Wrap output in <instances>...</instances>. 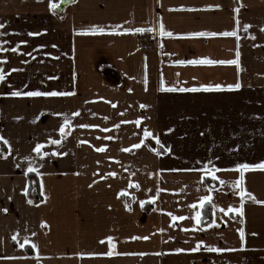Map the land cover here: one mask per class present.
<instances>
[{"label":"crops","instance_id":"obj_1","mask_svg":"<svg viewBox=\"0 0 264 264\" xmlns=\"http://www.w3.org/2000/svg\"><path fill=\"white\" fill-rule=\"evenodd\" d=\"M51 2L57 7L50 10L49 0H0L3 47L27 41L17 53L0 52V58L7 57L0 63L6 74L0 81V136L11 146L9 153L0 142L7 149V158H0V264H264V204L245 198L242 218L219 211L240 206L230 184L239 172L223 169L264 162V0ZM161 24L173 35H160ZM93 26L105 31L93 34ZM125 28L152 29L155 50L144 51V32ZM233 30L237 36L187 35ZM237 51L238 67L176 63L231 60ZM162 81L174 89L225 87L167 91L161 90ZM237 82L239 89L226 87ZM12 91L73 94L14 97ZM65 115L72 127L62 139L58 129ZM145 128L160 144L143 136ZM49 138L62 143L47 144ZM141 139L144 144L133 148ZM36 143H45L43 151L49 152L43 160L31 151ZM102 146L104 151H96ZM53 150L66 155L53 156ZM29 155L43 173L38 204L27 203L32 172L23 157ZM205 164L222 169L215 173L219 179L201 180ZM130 180L140 188L129 187ZM243 186L264 201V170H246ZM157 188L162 189L158 198L147 202ZM209 188L218 206L211 220L218 226L202 223L192 230L195 213L189 205L198 204ZM197 210L202 211L199 205ZM167 213L187 218L172 221ZM108 236L112 256L104 255ZM25 237L37 247L21 248ZM198 241L204 244L188 251Z\"/></svg>","mask_w":264,"mask_h":264},{"label":"snow or ice","instance_id":"obj_2","mask_svg":"<svg viewBox=\"0 0 264 264\" xmlns=\"http://www.w3.org/2000/svg\"><path fill=\"white\" fill-rule=\"evenodd\" d=\"M62 2V0H61ZM57 5L56 4H53L51 2V0H49V9H54L56 8ZM216 7H219V5H216ZM234 11H239V8L235 9ZM239 23V21H237V24ZM5 27V25L3 23H0V29H3ZM250 25H244V28L247 29L249 28ZM90 31L95 34L97 32L99 33H103L105 31V29L103 28H96L95 26L92 27V29H90ZM125 32H145V31H152V29H145V28H135V29H132V28H125L124 29ZM160 35H167V36H172L173 33L171 32H165L164 30V27H163V24L160 25ZM261 31H264V28H261ZM4 33H0V35H3ZM28 35L32 36V35H39V33H28ZM187 35L189 36H216V35H222V36H237V32L235 30L231 31V32H222V33H214V32H193V33H188ZM7 43V41H0V52H7V51H11L13 53H17L19 52V45L20 44H26L27 41H20L15 47H12L10 49L8 48H5L3 47V44ZM38 47H42V46H38ZM55 47V46H53ZM28 55H31V53H28ZM237 58L236 59H231V60H212V59H209V58H198V59H193V60H177L176 63L177 64H193V65H213V64H229V65H237V67L239 66V52L237 51ZM7 60V57H3V58H0V63H3V62H6ZM12 71H16V69H12ZM5 72L0 69V81H3L5 79ZM240 83L237 82L235 84H230V85H227L226 87L229 89V90H232V89H239L240 88ZM223 87L225 86H222V85H219V84H216V85H201L200 86V89H197L195 87L191 88V89H185V88H179V89H174V88H164L163 86V81H162V88L161 90H167V91H174V90H179V91H198V90H204V91H210V90H220L222 89ZM73 93H69V92H57V91H50V92H40V91H26V92H20V91H12L10 93V95L12 96H27V97H38V96H66V95H72ZM113 107H115V105H112ZM140 107H146V105H140ZM78 115V113H72L71 116H76ZM19 119V117L17 118ZM105 119H107V117H105ZM122 123H127V121H124ZM136 125H140V120L137 119L135 121ZM66 127L67 128H71L72 127V124H71V120H70V117L68 115H65L64 119H63V122L60 124V127L58 129L60 135H61V138H66ZM79 127H96L95 125H79ZM114 127H119V125H115ZM105 131H108L107 129H105ZM143 136L145 138L147 137H151L153 140H155V142L157 144H160V140L158 137L154 136L150 131L147 130V128L143 129ZM62 139H52V138H49L48 141H47V144H51V145H60L62 143ZM108 139H112V137H108ZM0 142H2L5 146L8 147V151L10 153L11 151V146H10V143L7 139H5L3 136H0ZM80 143H87V141H80ZM144 144V140L141 139L140 143L138 144H135L133 145L132 147L133 148H140V146ZM45 143H36L35 146L32 148V152L36 154L37 157L40 158V160H43L44 157L48 156L49 155V152L47 151H43V149L45 148ZM161 148H164L163 145H161ZM104 146L100 147V148H97L96 151L100 152V151H104ZM123 151L127 152L129 151V149L125 148V149H122ZM151 151H153L157 156H160L163 154V152L161 151H157L155 148H151L150 149ZM170 150V149H168ZM51 155L53 156H63V155H66V153L64 152H57L55 150H53L51 152ZM0 158H7V154L5 153H2L0 152ZM24 160L26 161H29V164H28V167H27V172H32V173H36L37 176H43V173H41L38 168L36 167H33L32 166V160H33V157L31 155L29 156H25L23 157ZM99 163V162H97ZM211 163V162H209ZM256 170V169H259V170H264V162H261L259 164H247V163H241V164H237L235 166L234 169H223V170H232V171H237L239 172V177L234 180V181H231L230 184H231V187L236 190L235 194L238 195L240 197V206L239 207H233L231 205L228 206L227 209H224V208H220L219 211L221 213H223L225 216H227L229 213H232V214H239L240 217L242 218L243 217V204H244V201H245V198H248V199H251L253 200L254 202L256 203H261V204H264V201H258L255 199L254 195L251 194L250 192H248L246 190V188L243 186V180H244V172L246 170ZM222 169H217L215 168L214 166L213 167H209L208 164H205L203 166V168L199 169L200 172L203 173V175L201 176V180L203 181L205 179V176L207 177H210L212 180H217L219 179L215 173L217 171H221ZM108 176H112V177H115L117 175V173L115 172H109L107 174ZM103 178V177H102ZM221 185H224L226 183V181L224 180H220L219 181ZM93 183H96V181H93ZM92 185H89V187H91ZM129 187H135L136 189H139L140 188V184L138 182H133V181H129ZM41 188H43V183L41 181ZM27 190L25 189V192ZM150 191V190H148ZM157 195H152V196H149L148 197V201L149 203L151 202H154L157 198H158V195L159 193L162 191V189H159L157 188ZM209 194L207 195H204L202 197H200L199 201H198V204L197 203H193L191 205H189V207L194 211V215L191 216V219L194 221V225H193V229L192 230H198V226H200L202 224V221H203V213L202 211L200 210H197V207L199 205V208L200 209H203L206 202L211 204V207H212V210H213V214H215V210L216 208L218 207L217 205H215L214 203H212V195L210 194L212 189L209 188ZM125 191L122 189L121 192H120V195H125ZM27 203L29 204H32L33 201L32 200H28ZM146 201L145 200H140L139 201V204L141 207H144ZM125 208L127 210H131L130 209V205L129 204H125ZM4 211H7L6 209ZM170 217H171V220L172 221H181V220H184L186 219L187 217L185 216H177V215H174L172 213H167ZM241 223H243V220L241 219ZM41 226H45V222H41ZM213 226H218L217 225V221L215 219H212L210 223H208L206 225V227H213ZM185 231H188L189 229H184ZM159 231H164V229H160ZM239 232V235H240V240L241 242H243L244 240V229L243 228H240L237 230ZM33 235H35V233H33ZM12 240L13 241H17L18 240V237L16 235H13L12 237ZM141 239H148V237H140ZM108 242H109V250L104 253V255H107V256H112L114 254L113 252V238L111 236H108L105 238ZM131 239H137V237H131ZM103 242V241H101ZM28 244H31V248L35 249L37 247V245L35 243H32L30 240H28L26 237L24 238L23 242L19 244V246L21 248L25 247V245H28ZM204 242L203 241H198L197 242V245L196 247L192 248V249H189L188 251H197L201 245H203ZM208 251H214V252H217V253H220V252H223V251H226V249H223V248H218V247H208L207 248ZM229 251H234L235 249H227ZM176 252H181V251H185L184 249H175ZM143 255V254H141Z\"/></svg>","mask_w":264,"mask_h":264},{"label":"trees","instance_id":"obj_3","mask_svg":"<svg viewBox=\"0 0 264 264\" xmlns=\"http://www.w3.org/2000/svg\"><path fill=\"white\" fill-rule=\"evenodd\" d=\"M7 149L4 146H1L0 144V152L5 153ZM29 187H28V199L33 201V204H38L42 202L43 196L41 195L40 192V184H39V178L36 174H29ZM206 181L209 182L210 179L206 178ZM214 185L216 186L217 183L214 182ZM203 213V224H207L211 220V215H212V208L210 204H205L204 208L202 209ZM27 252L30 254H34L32 249L29 248L28 246L26 247Z\"/></svg>","mask_w":264,"mask_h":264},{"label":"built area","instance_id":"obj_4","mask_svg":"<svg viewBox=\"0 0 264 264\" xmlns=\"http://www.w3.org/2000/svg\"><path fill=\"white\" fill-rule=\"evenodd\" d=\"M141 44L146 52H152L155 50V44L152 40L151 31L144 32L141 36Z\"/></svg>","mask_w":264,"mask_h":264}]
</instances>
